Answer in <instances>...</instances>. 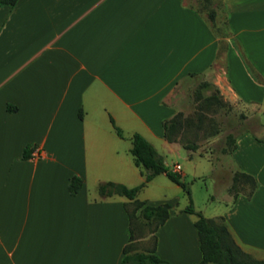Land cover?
Instances as JSON below:
<instances>
[{
  "label": "crops",
  "instance_id": "obj_1",
  "mask_svg": "<svg viewBox=\"0 0 264 264\" xmlns=\"http://www.w3.org/2000/svg\"><path fill=\"white\" fill-rule=\"evenodd\" d=\"M221 8L228 32L220 38L185 0L0 7V264H119L129 200L101 196L97 186L142 181L131 134L167 151L177 146L164 139L162 122L176 112L178 86L196 76L260 124L259 133L234 137L229 156L254 188L240 182L224 194L229 204L206 217H221L243 250L264 259V0H222ZM72 175L81 179L73 195ZM143 201L169 204L154 254L197 263L195 216L174 211V201Z\"/></svg>",
  "mask_w": 264,
  "mask_h": 264
},
{
  "label": "rangeland",
  "instance_id": "obj_2",
  "mask_svg": "<svg viewBox=\"0 0 264 264\" xmlns=\"http://www.w3.org/2000/svg\"><path fill=\"white\" fill-rule=\"evenodd\" d=\"M185 1L192 7L201 8V0ZM221 2L222 0H211L208 7L215 11L219 20H222ZM201 13L206 16L205 11ZM203 82L208 83V86H201ZM210 94L215 99L209 103L203 102ZM173 103L175 113L179 114L182 121L174 135L175 141L171 142L177 146H172V151H167L157 143L154 147L169 169L174 163L180 166L177 174L188 188L189 195L165 175L158 174L138 192L137 199L151 203L174 201V211L183 210L191 201L194 210L204 217L216 215L224 209V205L229 204L230 198H223L224 194L232 196L238 189V184L232 185V175L235 172L229 158L232 141L244 130L259 133L260 124L256 117L245 115L242 107L225 100L217 88L201 76L180 84L175 91ZM198 118L201 122H198ZM91 193L95 191L91 190ZM126 207L129 211L132 209L130 203ZM212 219L222 221L217 216ZM133 223V248L136 251L150 249L153 245L154 224L146 223L137 215ZM240 249L251 258L258 259L253 257L254 253L246 252L241 247Z\"/></svg>",
  "mask_w": 264,
  "mask_h": 264
},
{
  "label": "trees",
  "instance_id": "obj_3",
  "mask_svg": "<svg viewBox=\"0 0 264 264\" xmlns=\"http://www.w3.org/2000/svg\"><path fill=\"white\" fill-rule=\"evenodd\" d=\"M201 8H194L196 12L202 14L206 12L205 18L208 20L210 29L217 37H225L228 32L226 22L218 21L216 13L212 8H209L211 0H201ZM16 0H0L1 6H12ZM219 44L221 41L219 40ZM201 86H208V83L203 82ZM215 99V96L209 95L203 99V102L209 103L210 100ZM7 110H13L14 107L7 105ZM78 117H81L78 111ZM112 122V121H111ZM198 122L201 119L198 118ZM113 124V123H112ZM182 121L178 113H174L170 118L163 120L162 129L163 137L167 142L175 141V133L180 128ZM116 135L123 137L121 130L113 125ZM129 153L133 164L139 168L142 174V181L132 187H126L122 184L114 182H104L97 186V192L101 196L119 195L129 200L128 203L132 205V209L127 210L129 222L128 241L122 247V258L119 264H170L167 261L160 259L154 254L155 237L153 235V245L150 249L144 251H136L133 248V233L134 220L136 215L140 216L146 223L154 224L155 229L163 224L168 216L169 204H147L143 200L136 198L138 191L149 182L154 176L163 173L169 180L181 187V189L189 195L188 188L179 179L176 172L171 171L163 162L162 157L156 152L154 147L146 141L141 135L133 133L129 136ZM185 148V146H183ZM234 148V140L232 141L231 150ZM32 147L25 146L22 150L21 157L28 158ZM240 182H246L253 189L255 186L254 180L251 176L234 172L232 175V185H237ZM81 187V179L75 175L69 177L67 182V191L73 195L78 192ZM185 213L193 214L195 220L193 225L196 229L199 250L201 258L194 264H205L212 262L216 264H264V260L251 258L232 239L227 226L219 219H212L204 217L199 211L194 210L191 201L182 210ZM137 212V214H136Z\"/></svg>",
  "mask_w": 264,
  "mask_h": 264
},
{
  "label": "built area",
  "instance_id": "obj_4",
  "mask_svg": "<svg viewBox=\"0 0 264 264\" xmlns=\"http://www.w3.org/2000/svg\"><path fill=\"white\" fill-rule=\"evenodd\" d=\"M170 170L177 173L180 170V166L177 163L173 164Z\"/></svg>",
  "mask_w": 264,
  "mask_h": 264
}]
</instances>
